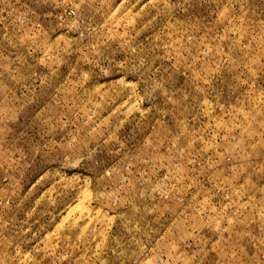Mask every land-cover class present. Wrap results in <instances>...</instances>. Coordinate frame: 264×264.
I'll use <instances>...</instances> for the list:
<instances>
[{
  "label": "rangeland",
  "instance_id": "1",
  "mask_svg": "<svg viewBox=\"0 0 264 264\" xmlns=\"http://www.w3.org/2000/svg\"><path fill=\"white\" fill-rule=\"evenodd\" d=\"M0 264H264V0H0Z\"/></svg>",
  "mask_w": 264,
  "mask_h": 264
}]
</instances>
